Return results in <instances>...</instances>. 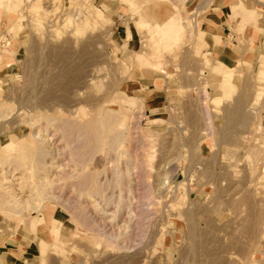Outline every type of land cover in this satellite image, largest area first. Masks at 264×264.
<instances>
[{
	"label": "rangeland",
	"instance_id": "374dc122",
	"mask_svg": "<svg viewBox=\"0 0 264 264\" xmlns=\"http://www.w3.org/2000/svg\"><path fill=\"white\" fill-rule=\"evenodd\" d=\"M186 1L0 0L19 13L0 46L20 36L25 43L18 74L0 92V154L15 161L5 160L0 179L30 199L21 189L29 171L15 168L38 131L53 137L48 148L60 166L49 172L59 198L46 203L47 222L0 211V230L50 228L54 241H41L38 264H256L264 251V138L256 140L264 80L255 66L203 54L204 33ZM117 5L141 36L135 50L113 45ZM164 67L179 91L161 115L148 116L124 90L134 72ZM111 111L123 142L88 147L83 160L81 141L59 119ZM44 155L48 165L51 154ZM197 185L203 190L191 194Z\"/></svg>",
	"mask_w": 264,
	"mask_h": 264
},
{
	"label": "crops",
	"instance_id": "0c3cea01",
	"mask_svg": "<svg viewBox=\"0 0 264 264\" xmlns=\"http://www.w3.org/2000/svg\"><path fill=\"white\" fill-rule=\"evenodd\" d=\"M186 14L193 15L205 42L203 54L211 62L221 61L229 67H257L258 78L264 70V0H187ZM11 7V8H9ZM14 3L0 6V35L9 33V28L18 20L19 13L13 9ZM123 8L117 5L112 13L115 23L113 45L122 49L135 50L140 43V34L130 22H124ZM125 15V14H124ZM129 34L131 37L129 38ZM7 39V37L5 35ZM11 39V36H10ZM12 40V39H11ZM3 46V47H2ZM0 46V87L3 92L15 79L20 69L21 53L25 49L24 38L15 37L7 46ZM208 66V64L206 65ZM174 74L155 68L134 72L128 79L124 92L141 101L147 114L161 115L162 110L179 91ZM202 186L190 188L192 193H200ZM53 217L61 222L58 211ZM63 221L60 239L67 240L69 232ZM3 221L0 222L2 224ZM15 224V223H14ZM24 225V224H23ZM264 235V234H263ZM41 241H54L50 228L34 227L32 230L19 225L11 231L0 230V264H38L42 259ZM256 264H264V251L253 258Z\"/></svg>",
	"mask_w": 264,
	"mask_h": 264
},
{
	"label": "bare ground",
	"instance_id": "6f19581e",
	"mask_svg": "<svg viewBox=\"0 0 264 264\" xmlns=\"http://www.w3.org/2000/svg\"><path fill=\"white\" fill-rule=\"evenodd\" d=\"M99 12L100 15L104 16L103 12L101 11ZM190 26L191 23L187 21L185 25L186 32H188L187 29H189ZM178 37L181 41V38L184 37V33L183 32L179 33ZM114 115L115 114L111 111L106 114L100 113L95 119H89V120L87 119L85 121L84 120L79 121L77 119L63 118V119H59V123L62 125V127H64L65 132H69L70 135H74V138L76 136L81 141L80 146H78V148L80 149V154L84 155L83 156V160H84L90 151V148L87 149L88 147H93L96 145L95 147L103 148L107 145L118 144L120 142L121 143L123 142V133L118 131L116 125L119 122L117 121V119H113ZM51 120H57V119L51 118ZM114 127H116V130ZM51 139H53V137L50 138L47 136L45 137L41 134L40 131L36 132L33 135V138L28 141V145L26 144L27 150L20 152L16 160L15 169L19 170L21 168H24L25 170L29 171L27 178H21L23 180V182L21 183V189L22 190L27 189L31 193L29 200L20 199L19 194L16 192V189L12 191L13 187L11 186L4 187L2 183L3 180L0 179V211L3 214H5L8 218L27 221L28 217L31 218L34 217L36 224L43 223L44 221H46V217L44 215V209L46 208L45 206L46 203L54 198L56 199L59 198L58 196L53 197L55 194H51V189H54L56 187V184H55V180L49 177L50 175L49 172H51L52 171L51 169H53L54 167L57 166L60 167L59 165L56 164L57 163L56 154L53 152L52 148H48V145L51 143L49 142ZM85 146L86 148H84ZM45 151L51 154L50 158L52 159V161H50L48 165L47 163H45L46 161L44 162ZM2 154L3 153L1 151L0 154L1 168L5 166V163L11 164L15 162L13 159L11 160L9 156L7 157V155H4V160H3ZM7 159H10V161H8ZM5 160H7L8 162H5ZM80 176H83V174H80ZM92 180L93 179H91L88 176L82 179L83 183L86 184V186H88V184L91 186L93 182Z\"/></svg>",
	"mask_w": 264,
	"mask_h": 264
},
{
	"label": "built area",
	"instance_id": "2783aa9c",
	"mask_svg": "<svg viewBox=\"0 0 264 264\" xmlns=\"http://www.w3.org/2000/svg\"><path fill=\"white\" fill-rule=\"evenodd\" d=\"M0 43H1V44H4V43H5V41H4V39H3L2 37H0ZM261 137L264 138V125L262 126V131H261V133L259 134V136H258V134H257V136H256V140L259 141Z\"/></svg>",
	"mask_w": 264,
	"mask_h": 264
}]
</instances>
